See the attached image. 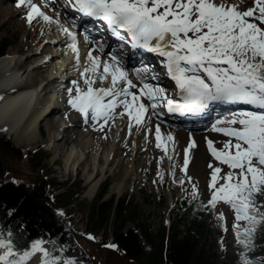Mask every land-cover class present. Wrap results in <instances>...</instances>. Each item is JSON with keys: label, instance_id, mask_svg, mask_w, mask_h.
I'll use <instances>...</instances> for the list:
<instances>
[{"label": "snow or ice", "instance_id": "obj_1", "mask_svg": "<svg viewBox=\"0 0 264 264\" xmlns=\"http://www.w3.org/2000/svg\"><path fill=\"white\" fill-rule=\"evenodd\" d=\"M250 4L241 10L236 0H67L64 7L102 21L112 35L131 48L146 49L161 57L159 63L176 86V99L165 87L149 82L159 78L156 74L149 77V68L130 72L119 53H109L107 58L93 55L103 53L100 42L89 49L86 65L81 68L77 35L33 0H17V7L27 9L29 24L40 18L58 25L68 37L65 46L75 54L79 79L70 81L67 102L98 131H104L117 117H127L131 132L133 127L144 125L150 109L155 112L161 106L181 114L203 112L214 101L258 109L241 110L214 122L212 130L228 139L218 148L216 142L206 138L207 149L218 164H208L211 195L202 207L212 211L227 231L224 213L215 210L219 204L228 206L234 213L232 227L241 264H264V260L248 256L255 247L256 229L264 224V0H250ZM53 11L58 17L59 12ZM105 82L107 87L103 86ZM154 133L156 148L173 159L159 125ZM166 140L173 142L174 152V137L168 134ZM194 147L196 142L191 140L185 149L181 169L185 175ZM160 175L163 179L165 174ZM171 176L181 186L186 182L176 180L174 165ZM187 182L191 183V177ZM191 197L199 199L195 184ZM46 242L35 238L21 245L11 232H0V264H30L37 254L40 264H75L74 260L61 261L53 256L44 246Z\"/></svg>", "mask_w": 264, "mask_h": 264}, {"label": "rangeland", "instance_id": "obj_2", "mask_svg": "<svg viewBox=\"0 0 264 264\" xmlns=\"http://www.w3.org/2000/svg\"><path fill=\"white\" fill-rule=\"evenodd\" d=\"M229 2L231 3L233 2V0H229ZM242 5H244L243 1ZM20 11L21 10L19 9V7H17L16 0H0V37L6 38L7 40H10L14 43V45L11 46L8 52L10 53L12 51H16L17 53H15L14 55V60L16 59L15 61H22L24 63L23 65H21L22 68L20 66L21 69H19V71H15L19 72V79L24 82L26 76L29 81L31 80V82H36L35 78L37 77H35L36 71L34 68L37 67V62H39L40 58L38 56L36 57V53H33L34 45L29 33V28L26 26V24H21L17 21L20 19ZM45 44L46 47H48L47 45L49 43ZM58 48L59 47L52 51L57 52ZM7 55H11V53ZM71 64L72 63L68 65ZM47 67L48 66H46L45 68ZM51 68L52 66L47 69H50L51 71ZM47 69L46 71H48ZM1 70L3 69H0V77L2 76V74H5V71L3 70L2 72ZM60 71H62V69H60L58 72ZM72 73L74 72L70 70L69 73L65 72L62 74L68 75L70 82L71 79L73 80L77 78L75 73L74 75H71ZM64 79L67 80V78ZM107 84L108 83L105 82V87ZM96 86L99 87L100 84ZM38 90L37 98L41 100L39 94L40 92ZM67 101L68 94L65 97L62 106H60L59 103H55L57 109L58 107L63 108L61 110L55 109V111L57 110L56 112L54 111L56 114L54 117V114L51 117H53V119H55L56 117V119L58 118L63 120H65L66 118L68 120V123L70 124V127L74 126L75 129H73L76 131V133H74L73 129H70V127L67 129L63 126L59 127L57 130V137L54 140L58 144L59 148H57L56 150V147L52 144L53 141H50L48 134L50 133V131H52V129L50 128V126H48L47 123H44L41 126V130L44 131L45 136L42 137V140L37 144L45 145V149L48 150V155L44 158L41 164L37 165L35 161H30L29 163V154L27 152V155L25 153L26 156L24 154L22 155V153L16 150L17 147L15 146V143H13L14 141L12 140V138L5 135L1 136V139L4 140V144H1L2 147H0V156L2 158V161L4 164L21 171V173H17L18 175L10 173V176H18L20 177V180L22 178L20 187L15 189L16 191H7L6 195L10 196L11 194H13L12 192H18L20 190L22 192H27L26 194L28 195V200L35 198L33 197L34 194H36L35 196L41 194L43 198H47L51 201H57L58 203L62 200V192L65 191L68 186L67 184H64V182L69 181L68 184L75 183L76 186H78V190H84V193L81 194L78 204L76 202H73L64 207L65 215L63 218L66 219V222L71 227L72 231L79 234L85 233L84 231L92 223V221H89V212L92 201L101 187H104L101 186V184L103 185L106 182H110V186L108 192L104 196V199H108L112 194L116 195L117 200L120 196L122 197L126 195V193L135 196V199L140 201V206L144 209V219H147V223L151 226L153 232H158V230L162 228L165 221L172 222L176 217L174 209L176 205H171V193L174 192L176 194L175 199L178 200L185 189L192 191V186L193 184H195L199 189V195L201 199L204 201L209 200L211 195V191L209 189L211 169L206 170L205 172L202 170L203 176L199 175L198 177H191L185 175L184 172L181 171L184 161V152L179 147H176L175 151L172 153L173 159L169 160L165 156L162 149L156 148V141L153 139L149 143L145 144L144 148L138 149L137 152L135 151L133 153V156L127 155V152L133 150L132 143L128 142L127 144H124L122 142V145L124 146V152L122 154L120 152V155L116 156L117 158L113 160L111 164L108 161H105L103 157H101L102 159L99 158V160L95 159V148L93 145L89 146V143L87 141L92 137L90 136L92 132L97 135H101L104 133H96V129H92L89 131V128H94L93 123H89L87 125L79 126V128H76L77 125L81 124V120H79V118L70 117H73L75 114L76 117H80V115H77L78 113L75 110L70 109V112L68 113L69 116L65 117V110L69 106ZM222 118L226 119L227 116ZM151 119L152 116L149 117V120ZM62 128L63 130L66 129L67 131L64 137H62V133L60 132ZM209 129L210 128L206 129V131H208ZM218 138L220 140L218 141V143H221L228 139L227 137H224L223 134H219ZM180 140L181 137H178L176 139V144H180ZM219 146H221V144ZM13 147L15 151L13 150ZM203 147L205 149V146ZM126 155L128 156V158H133L134 168L132 169V172L127 175V177L123 178L125 171L124 169L125 166H127V158H125ZM205 157H208V161L212 162L214 165L218 164V162H216L215 160L209 159L210 152L208 149L206 150ZM121 158H123L124 161L120 160ZM30 165L35 166V168H32ZM173 165L175 166L176 180L186 181L183 186H181L179 183L173 182L171 176ZM219 166H221L224 171L228 170L227 166ZM25 172H29L30 174L28 175ZM162 172H167L171 176L170 180L166 181V183H163V179H161L160 174ZM188 177H191V183L187 182ZM28 178L31 180V182L28 180ZM95 182H97L98 184L97 189L93 194H90V190ZM116 184L121 185V190L117 188ZM29 185H31V187H29ZM145 186H147V190L151 193H149L151 197L150 202H146L147 200H145L144 198L145 190H143V188H145ZM32 188H34L36 191ZM29 194H32V196H30ZM227 208L229 209V213L232 214L233 212L230 210V208L228 206ZM215 211L216 213L221 212L220 204L217 206V209ZM189 216L192 217V215ZM56 222L57 220L55 221V223ZM134 226L135 224L130 222L125 225L124 229L126 230ZM90 233L94 235L91 236L94 237V239H91L94 242L93 249L97 251V253L102 257L106 264H137L134 260H132V258L129 257V254L128 256L127 253H123L120 249L117 250L111 245L104 247V244L107 242L109 243L111 238H113V233L110 225L107 226L105 230H99L95 233ZM262 233L263 235L258 234V232L255 233L254 241L255 245L259 248V251L261 253H264V227L262 228ZM228 241V239H224L222 241L223 245H228ZM96 242L100 243V245L98 246ZM72 244L73 259L75 258L76 263L99 264L95 254L90 249L85 239L80 237L77 238L72 235L70 236L69 245ZM107 247H110V250H113L114 253H111ZM146 247L150 248V245L147 242ZM229 251L231 252L230 246ZM254 254L255 253L251 251L248 253V256L253 257ZM223 260L224 261L220 262L219 264H237L230 258H224Z\"/></svg>", "mask_w": 264, "mask_h": 264}, {"label": "bare ground", "instance_id": "obj_3", "mask_svg": "<svg viewBox=\"0 0 264 264\" xmlns=\"http://www.w3.org/2000/svg\"><path fill=\"white\" fill-rule=\"evenodd\" d=\"M33 1L41 2L44 0H33ZM242 1L244 2V5L240 6L241 10L251 5L250 0H242ZM53 5L55 9H59L58 7V5H60L59 2H55ZM19 9L21 10L20 11L21 20L19 19L17 21L21 24L22 23L26 24V26L29 28V33L31 35V39L34 45L33 53L34 54L36 53V55H39V58L41 60L37 62L38 65L36 68H34L36 71V77H37L36 78L37 84H36L34 82L24 83L22 80L19 79L20 78L19 72H15V71L17 70L19 71L20 66L23 65L24 63L15 61L16 59L14 60L15 58L14 55L15 53H17L16 51H12L10 52L11 55H5L4 57L1 58L0 69H3L5 71V74L3 75L4 77H2V79L0 80V91H2L0 92V135L5 134V133L9 134V136L13 138L15 146L17 147L16 150L25 155V153L29 149H31L34 145L39 143L42 140L41 138L44 137V134L41 130V126L44 123H47L48 126H50V128L52 129V131H50V133L48 134H49L50 141H53L52 144L56 147V150L58 148V144L54 140L57 137L58 128L63 126L67 129L70 127V124L68 123V120L66 118L65 120H63V119H58V118L56 119V117L55 119H53L54 116L51 117L55 109H57V107L55 106V103L56 104L59 103L60 106H62L63 104L62 94L61 95L59 93L55 94L54 96H52V98H47V99L45 98L44 101H41L40 99L37 98L38 87L39 88L42 87V91L48 90L50 87L47 85V83L49 84L52 83L53 81L50 82V80L53 77L55 79V82L56 80H61L63 84H64V81L66 80L64 78H67L65 74H61V76H59L54 71L52 72V70L50 71V69L49 70L47 69L49 68V63H48L49 60H47L46 57H48L47 53L49 52L46 49L45 43H49L47 42V38H49V36L46 35V32L57 25L55 23L36 24L35 20L31 24H29L26 21L27 9L25 7H19ZM50 37L51 39L55 40V42L64 43V39H60L55 36H50ZM50 54L57 56L58 51L57 52L52 51L50 52ZM62 54L64 55L66 54L67 58H72L74 56V53L72 52L71 49L66 50ZM93 55L102 56V53L94 52ZM86 56L87 54L85 55V57ZM43 58H46V59L44 60ZM84 61H86V59ZM84 61L81 63L83 64L81 65L83 67L86 65ZM70 63L72 64L68 65V69L72 70V72L75 73L76 71L75 59L71 61ZM61 65L63 66V64ZM61 65L57 64L56 66H54L53 64L54 67H52L51 69L61 68L60 67ZM46 66L48 67L45 68ZM46 69L48 71H46ZM159 81L162 82L163 80L159 79ZM99 84L100 83L98 81L97 85ZM107 86L108 84L106 85V87ZM13 89H17L18 91L15 94H11L9 91ZM144 102L147 103V100H145ZM62 108L63 107H60V108L58 107V109L60 110ZM148 115L149 113L146 116L145 122L148 119ZM79 120L81 119L79 118ZM175 124L183 128V129L179 128V131L182 132L181 134L178 132V129L174 128ZM156 125H159L161 128L162 137L164 138L165 143L168 144V147L170 149L169 154L172 153L171 148H172L173 142H168L166 140V137L168 134H171L173 137L175 134L180 135L181 137L180 144L183 147L185 144H189L191 140H195L196 142L197 139L195 137L196 134L194 132L195 130L194 128L203 126V125L190 126V125L183 124V123H175L173 121H171V124H164L160 122L158 119H156L154 123V129ZM154 129H153V135L155 137ZM106 132H107V136L105 134L103 136H100V135L97 136V134L95 133L91 134L90 136L92 137L88 139L87 142L89 143V146L93 145L95 148V154H94L95 159L99 160V158L103 157L105 161H108L110 164L113 162V160L117 158L116 156L120 155V150L122 148L121 147L122 142L125 143V142L132 141V144L134 145V147H136L137 144L142 143L143 141H146L148 139V131H145L143 129V125L138 126V127H133L131 129V132H129L127 117L123 119L117 117L114 123L110 122L108 131ZM212 132H215V131H212ZM197 135L199 136L201 140H198L196 147L191 149L189 158L192 164L188 166V171L193 177H198L199 175L203 176L202 175L203 171L205 172L206 170L209 169L208 162H207L208 157H205L206 151L203 147V143L206 141V138L208 139V137L206 138L201 137L200 132L197 133ZM105 136L107 137L106 139L104 138ZM212 139L218 141V139H215V138H212ZM174 143L176 147L175 140H174ZM180 144H177V147ZM186 148L187 147H184V153H185ZM120 160H123V158H121ZM126 165L127 166H125L123 178L127 177V175L131 173L132 169L134 168L132 157L127 159ZM97 185H98L97 182H95L93 187L90 190V194L94 193V191L97 188ZM116 185H117V188L121 190V185L120 184H116ZM171 198H172V201L175 200L176 197L174 193L171 194ZM39 261H40V255L37 254L30 261V264H37Z\"/></svg>", "mask_w": 264, "mask_h": 264}, {"label": "trees", "instance_id": "obj_4", "mask_svg": "<svg viewBox=\"0 0 264 264\" xmlns=\"http://www.w3.org/2000/svg\"><path fill=\"white\" fill-rule=\"evenodd\" d=\"M7 46L0 39V55L5 53ZM7 191L16 190L10 185L0 189V220L6 226L16 229L19 242H25L46 230L51 233L57 230L41 194L35 196L33 193L35 198L28 200V195L22 194L20 190L12 192L10 196L6 195ZM103 194L104 191L90 207L92 227L102 229L111 224L118 246L137 259L139 264H217L221 254L218 243L221 231L214 228L204 212L199 211V217L188 222L185 211H182L169 230L162 229L160 233L154 234L142 221L141 209L137 203L126 199L115 202L114 197L100 201ZM128 220L137 221L146 239L154 245V251L145 250L141 237L134 229L123 231ZM180 224H184V229L180 228Z\"/></svg>", "mask_w": 264, "mask_h": 264}]
</instances>
